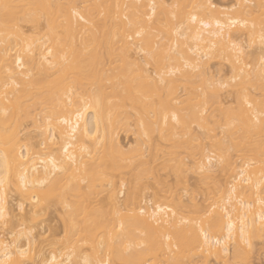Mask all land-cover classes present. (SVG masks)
I'll return each instance as SVG.
<instances>
[{"label":"bare ground","instance_id":"1","mask_svg":"<svg viewBox=\"0 0 264 264\" xmlns=\"http://www.w3.org/2000/svg\"><path fill=\"white\" fill-rule=\"evenodd\" d=\"M226 2L0 0V264L249 263L264 236V0ZM52 211L63 230L46 250Z\"/></svg>","mask_w":264,"mask_h":264},{"label":"rangeland","instance_id":"2","mask_svg":"<svg viewBox=\"0 0 264 264\" xmlns=\"http://www.w3.org/2000/svg\"><path fill=\"white\" fill-rule=\"evenodd\" d=\"M213 1H214L216 4L219 3V5H220V4L225 3V1L228 2L229 0H213ZM227 2H226V3H227ZM257 42H258V41H257ZM257 42H256V43H257ZM254 43H255V42H254ZM246 44H248V43L245 42V45H246ZM252 44H253V43H252ZM253 45L255 46V48H258V49L260 48L259 43H258L257 45H256V44H253ZM260 45H261V43H260ZM246 47H249V50H250V48H251L252 46H249V44H248V46H246ZM252 48H253V47H252ZM252 48H251V50L253 51ZM255 48H254V49H255ZM246 49H247V48H246ZM247 50H248V49H247ZM248 52H250V51H248ZM217 68H218V67H216V65H215V66L212 65L211 70H212V71H216ZM224 69H225V68H224ZM226 69H228V68H226ZM227 96H228V94H226V95L223 96V98L225 97L224 100H226V98L228 99V98L230 97V95H229V97H227ZM229 100H231V98H230ZM227 101H228V100H227ZM133 138H134L133 135H130V136L122 135V139H123L122 141H123V142H126V143H127V142H131V141L133 140ZM263 170H264V169H263ZM263 170H262V168H261V174H262V175L264 174ZM261 174H260V175H261ZM170 180H173V177H170ZM195 182H196V176L193 175V174H190V175H189V183H190V185H193ZM107 196H108V195H107ZM14 197H16V196H13V197H12L15 201H13V199L10 198V202H11V200H12L11 204L13 205V207H16V203H17V202H16V198H14ZM102 197H106V196H102ZM102 197H101V198H102ZM186 197H187V196H185V198H186ZM106 198H107V197H106ZM109 198H110V197H109ZM197 198H198V197H197ZM197 198H196V199H197ZM201 198H202V197H201ZM186 199H187V198H186ZM186 199H185L184 201H186ZM104 200H105V199H104ZM108 200H110V199H108ZM108 200L103 201L102 199H100V201H103V202H97V203H98V204H100V203H105V204H107V203H108L107 205L104 204V206H105V208H104L105 211H104V212L106 213V214H105V213H104V214L107 215V216H106V219H108V216L111 214V215H110V218H111V217H112L113 219L115 218V221L117 220L116 223H118V219H116V218H118V217L120 218L121 215L124 216V215L126 214L125 209H123V205H121L122 203H121V204L118 203V204L121 205V209H120V211H121V210H124V211H122V212H123V213L125 212V214H122V212H121V214H120V216H119V215H117V212L114 213V214L111 213V212H114V211H113V208H114L115 206L112 205V204H114V203H112V200L109 201V202H108ZM197 200H199V198H198ZM197 200H196V201H197ZM201 200H202V201H201ZM188 201H189V196H188ZM205 201H206V200L200 199V201H198V205H200V208H201L202 210H204V212L206 211V212H205V215H206V216H204V217H207V216L210 214V212H211V211L208 212L209 214L207 215V211L211 208L212 205H209V204L211 203L210 201H208V202H210V203H207V202L205 203ZM13 202H14V203H13ZM15 202H16V203H15ZM95 202H96V201H94V203H95ZM114 202H115V201H114ZM119 202H121V201H119ZM94 203L92 202V205H93ZM185 203L188 205L187 201H186ZM14 204H15V205H14ZM109 204L112 205V206H110V207H109V210H108V206H109ZM115 204L117 205V202H116ZM203 204H204V205H203ZM92 205L89 206L91 209H93V207H95V206H92ZM100 205H101V204H100ZM100 205H98V208H100V207H99ZM101 206H103V204H102ZM189 206H190V205H189ZM204 206H205V208H204ZM208 206H209V208H208ZM213 206H214V205H213ZM215 206H216V205H215ZM215 206H214V207H215ZM96 207H97V206H96ZM96 207H95V208H96ZM116 207H117V206H116ZM116 207H115V208H116ZM110 208H111V209H110ZM118 208H120V207L118 206ZM118 208H117V209H118ZM198 208H199V207H198ZM216 208H218V207L216 206L215 209H216ZM100 209H101V208H100ZM100 209H98L99 211L97 210V212L100 213V211H101V213H102L103 210H100ZM102 209H103V208H102ZM205 209H206V210H205ZM212 209H213V208H212ZM212 209H211V210H212ZM88 210H89V208H88ZM110 210H111V212H109ZM114 210H115V209H114ZM196 210L200 212V213H199V216L201 215V213H202V215L204 214V212H203L202 210H201V211H200L199 209H196ZM95 211H96V209H95ZM106 211L109 212V214H108ZM115 211H116V210H115ZM117 211H118V210H117ZM120 211H119V213H120ZM59 213H60V212H59ZM59 213H57L56 211H52V212H50L48 215H46V216L44 217V219L42 220V223L40 222V223H41L40 226H39V223H37L38 226H39V228L37 227L36 230L39 229V230L43 231V232H42L43 234L41 233L42 236H40V237H41L40 240L43 242L42 245L45 247V249H46V246L49 245V244L47 245V243L50 242V239H51L52 234H54V232H55V233H56V232H60V231L62 232V230H63V229H62V228H63V224H61V221H60V220H62V218L59 219V218L61 217V215H60L61 213H60V214H59ZM83 213H85L86 215H90V214H87L86 212H83ZM90 213H93L92 210H90ZM101 213H100V214H101ZM119 213H118V214H119ZM80 214H81V213H80ZM104 214H101V215H103L102 217H103L104 220H105ZM58 215H59V217H58ZM83 215H84V214H83ZM83 215L81 214L82 217H83ZM97 215H98V213H97ZM112 215H115L116 217H114V216H112ZM81 216H80V217H81ZM90 216H91V215H90ZM92 216H94V213H93ZM92 216L90 217V218H91V219H90L91 221H93V220L95 219V218L92 217ZM95 216H96V215H95ZM85 217L88 218V216H85ZM92 218H94V219L92 220ZM97 218H98V217H97ZM97 218L95 219V221L97 220ZM123 218H125V216H124ZM123 218L121 219L122 221H123ZM80 219H82V218H80ZM85 219H86V218H85ZM88 219H89V218H88ZM82 220L84 221V219H82ZM82 220H81V221H82ZM86 220H87V219H86ZM90 220H89V221H90ZM104 220H103V221H104ZM109 220H112V219H109ZM109 220H108V221H109ZM121 220H120L119 223H123ZM83 221H82V223L85 222V221H84V222H83ZM89 221L87 220L88 223H89ZM91 221H90V223H91ZM99 221L101 222V217H100V220H99ZM99 221H98V222H99ZM87 222H86V223H87ZM93 222H94V221H93ZM105 222H106V221H105ZM86 223H85V224H86ZM90 223H89V224H90ZM106 223H107V222H106ZM110 223H111V221H110ZM113 223H114V221H113ZM113 223H111V225L113 226V227L111 226V228H114V227H115V228H114L115 231H117V230L119 231V230H120V225H118V224H116V223H114V225H113ZM92 224H93V223H92ZM103 224H105V223H103ZM115 224H116L117 226H119V228H116V225H115ZM94 225H96V223H95ZM105 225H107V224H105ZM99 226H102V225L99 223V225L97 226V228H98ZM103 226H104V225H103ZM108 226H110V225H108ZM121 227H122V226H121ZM36 230H35V231H36ZM39 230H38V232L40 233L41 231H39ZM61 232H60V234H61ZM36 233H37V232H36ZM258 235H259V234H258ZM256 236H257V235H256ZM258 237H260V236H257V238H258ZM257 238H255V240L253 239V240L255 241V242H253V243H254V244L256 243V245H255L256 247H255V248H256L257 250H255V251L253 250L254 253L252 252V253H253V254H252V253L250 252V255H249L248 252L250 251V250H249L250 247L248 248V246H247V248H248V252H247V251H246V248L243 246L244 249H242V251L244 250L245 252H241V254H240V258H239V259H242V260H243V259H245V258H244L245 256H248V255H249V256H250V260H249V263H248V264H264V236H263V237H260L261 239H257ZM47 240H49V241H47ZM23 242H24V241H23ZM242 245H243V244H242ZM245 246H246V244H245ZM241 248H242V247H241ZM46 250H47V249H46ZM251 251H252V250H251ZM86 253H89V252L86 251ZM243 253L245 254V256H244ZM246 253H248V254H246ZM251 254H252V255H251ZM28 257H29V255H28ZM19 258H20V257H19ZM246 258H247V257H246ZM226 259H227V258H226ZM226 259H221V261H217V260H214V259L211 260V259H210L209 261H211V262L208 263V264H234V262H235V260H233V258H231V257L229 258L230 261H228L229 259H228V260H226ZM231 259L233 260V261H232L233 263L231 262ZM248 259H249V257L247 258V260H248ZM20 260L23 261L24 264H30V259L28 260L26 257L18 259L19 262H20ZM236 261H237V260H236ZM238 261H240V260H238ZM238 261H237V262H238ZM244 261H246V260H244ZM244 261H243V262H244ZM251 261H252L253 263H252ZM237 262H235V263L237 264ZM247 262H248V261H247ZM247 262H246V263H247ZM250 262H251V263H250ZM20 263H21V262H20ZM240 263H241V262H240ZM244 263H245V262H244Z\"/></svg>","mask_w":264,"mask_h":264},{"label":"snow or ice","instance_id":"3","mask_svg":"<svg viewBox=\"0 0 264 264\" xmlns=\"http://www.w3.org/2000/svg\"><path fill=\"white\" fill-rule=\"evenodd\" d=\"M4 7H5V8H7V7H8V5H4ZM193 20H195V17H193Z\"/></svg>","mask_w":264,"mask_h":264}]
</instances>
